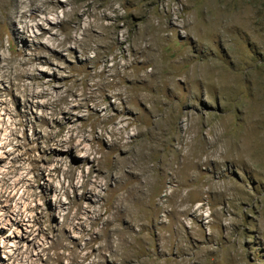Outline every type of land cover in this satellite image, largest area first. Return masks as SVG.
Returning <instances> with one entry per match:
<instances>
[{
	"label": "rangeland",
	"instance_id": "rangeland-1",
	"mask_svg": "<svg viewBox=\"0 0 264 264\" xmlns=\"http://www.w3.org/2000/svg\"><path fill=\"white\" fill-rule=\"evenodd\" d=\"M116 5L117 17L104 21L114 24L111 39L94 29L98 39L90 42L85 55L81 46L52 48L45 38L31 42L39 31L31 23L25 39L20 22H7L0 12V63L14 56L29 58L21 84L47 90L44 97L25 100L7 81L0 83V264H69L66 256L71 252L77 264H120V252L112 254L119 250L105 248L111 234L105 223L114 220L115 205L130 197L138 184L129 170L113 168L123 150L111 147L106 133L97 141L100 129L93 133L92 128L95 113L102 118L105 110L107 128L117 126L120 116L157 117L156 103L142 99L146 92L161 97L165 114L177 115L176 129L167 132L164 114L163 155L186 163L184 172L176 174L162 161L161 178L166 181L159 223L147 215L141 221L144 227L133 224L128 234L142 232L141 242L157 264H264V0H120ZM150 10L155 26L147 36L144 20ZM48 17L60 20L61 8ZM57 25L44 23L64 39V25ZM73 35L82 37L79 31ZM149 46L147 62L143 53ZM96 54L107 67L125 70L124 81L114 77L120 83L108 89L106 100L100 97L96 111L88 102L78 114L74 108L73 120L65 124L67 111L60 113L53 106L66 99L83 103L86 94L98 91L99 78L85 75L93 69ZM148 70L166 75L159 94L141 79ZM132 95L137 100L129 104L125 97ZM63 124L76 130L72 135L77 132L76 140L86 149H97L90 175V183L97 181L96 190L82 201L87 211L78 217L82 177L94 162L93 156L83 162L84 151L51 141L55 135L67 139ZM147 124L146 119L134 122L126 136L132 137L138 126L146 130ZM123 125L126 122L119 123ZM189 158L195 161L193 167ZM71 162L77 168L71 178L64 177ZM190 170L195 174L185 176ZM216 182L222 185H212ZM174 189L176 195L163 197ZM188 190L193 193L184 198ZM153 208L152 202L146 210L150 214ZM94 210L101 213L100 220H95ZM116 223L125 227L124 219ZM129 253L133 257L134 249ZM85 254L88 259L82 260Z\"/></svg>",
	"mask_w": 264,
	"mask_h": 264
},
{
	"label": "bare ground",
	"instance_id": "bare-ground-1",
	"mask_svg": "<svg viewBox=\"0 0 264 264\" xmlns=\"http://www.w3.org/2000/svg\"><path fill=\"white\" fill-rule=\"evenodd\" d=\"M119 1L120 0H65L63 4L59 0H0V12L2 14L3 19L7 20V22H11V21L13 22L15 20L20 22L22 28L21 32L22 35L25 36V39L27 38V31L29 29V24L31 23L30 27L34 26L39 29L38 33H36V35L32 37L31 42L32 41L38 42L40 41V39L45 38L48 42L47 45H49L52 48L61 47L62 49H68L71 45L76 47L81 46L82 48L81 52L82 54L85 55V53L92 47L90 42L96 41L98 39V35L105 39H109V40L111 39V35L114 29V24H109V23L105 24L104 21H107L108 19L111 20V18L113 17L115 18L117 17L118 15L117 12L119 10L116 3ZM67 6L69 8H67ZM60 8L62 13L61 19L58 20V18H55L51 20L48 16L56 15L57 11ZM39 13H41L43 17H40ZM151 13L152 11L150 10V12L147 13L144 20V30L146 31L147 36H150V34L152 33V28L155 26L153 15ZM81 21L85 22L84 26L82 27H81L82 24H80ZM49 22L50 23L54 22L56 27L58 26L57 24L60 25L62 24V26L64 25L63 28H65L64 30H66V35L64 39L59 38L56 32H52L53 30L52 28L44 27V23H49ZM94 29L100 30L98 35L93 34ZM78 31L82 35L81 38H77L76 36L73 35V33H77ZM146 49L149 50L146 53H143L142 51V53L145 56L146 61L149 62L151 57L150 56L151 48L149 46ZM112 56H113V60H116L117 55L112 54ZM14 57H10L8 60L6 59L7 61L3 59L2 61L4 62L6 61L5 64L0 63V83L7 81L12 87L14 86L18 90V92L25 100H27L28 98H32L33 96L34 97L46 96L47 90L45 89H41V91L40 90L34 91V87L29 86V84L28 85L21 84L23 83L21 79L24 76L26 77L28 75L26 71L27 67L25 68V66L29 63L30 60L29 58L24 59L25 57L24 58H14ZM98 58H99L98 54H96L95 57L96 63L93 66V69L87 73L85 72L86 73L85 75L89 77L97 76L99 78L98 82L95 81L97 82V84H95L97 86L95 87H97V90L99 92L92 91L86 94L85 98L83 99V103L78 102L77 104H74L72 100L66 99V100H62L60 103H57L56 105L53 106L55 107V110H58L60 113L67 111L66 112L67 116L64 118L65 124L73 120V118L70 117V115L74 111V108H76L77 111V113L75 114H78V112H80L79 110H81L82 108H87L88 102H92V107L96 111V109L100 107L102 103L100 97L103 99V101L106 100L105 93L108 92V89H111V87L116 83H118L119 81L120 82L124 81L126 75L125 70L121 71L122 68L117 67L114 64L111 66V68H109L106 66L104 60ZM97 68H99V71L96 70ZM134 71L135 70L133 69L131 73H134ZM29 76L31 77V78L28 77L30 79H36L35 77L36 75L34 76L33 74H29ZM116 76L120 78L118 82H116L114 78ZM109 77H112V79H109ZM151 77L155 79H152ZM141 79L142 81L147 82L148 87L149 86L156 87L158 89L157 92L158 94L160 93L161 90L164 89L166 84V75L163 74L162 72L155 74L154 70H148L146 72V75L141 76ZM41 84H42L41 82L38 81L36 82V85L40 86V88L42 86ZM150 94H151L150 92L143 93L142 99H144L145 102H149L150 104L151 102L156 103L155 109H157V111L159 112V115L157 117H150L149 115L146 118L143 115H138L137 118L134 117L131 119V118H126L124 116H123L124 118H122L120 116L116 123L117 126L107 128L106 123L108 121L105 119L107 118L105 117L107 110H105V113H103L102 118L99 117L96 113L95 115L93 114L96 118V124L95 126L92 125L94 126L92 128V132L94 133L96 131V128L100 129V132L96 136V140L97 141L101 140V138L105 136L106 133L110 137L111 147H113L114 149L120 152L121 150H123V152L125 153L122 158L119 157L115 159L113 168L114 169L116 168L117 171L119 172H122L125 169L129 170L130 175H132L135 178L138 184L137 186L131 188L130 197L121 199L119 203L115 205L116 211L114 214L115 215L114 220H109L108 223L107 222L105 223L111 228L110 229L111 234L109 235V238L106 241L105 248L110 249L112 247H116V249L119 250V251L114 250L112 254L114 253L113 255H115L116 253L120 252L121 254L119 261L120 264H157V257L152 252H150V250L145 248L144 244H142L141 242L140 235L142 234V232L141 231L139 233L137 232V234L133 236H130V234L128 233L131 230L133 224H137L138 226L143 228L145 223H141V221L147 215H150L154 219V222L159 223L161 186L163 183L165 184L164 181H166L165 177L161 178L162 161H168L166 170H171L176 174L178 172H184L185 163H186L185 161L178 162L179 160H177L174 156L165 158V156L163 155V140H164L163 134H165L164 133L165 104L163 103L161 97L158 98L156 95L154 94L150 95ZM113 95L119 96L120 94L113 93ZM125 99L127 103L130 104L132 101L137 100V95H132V97L126 96ZM47 105L48 103L43 104V106H47ZM125 112H126L125 114H128L129 112H131V110L128 109ZM61 115L63 116V114ZM140 118L146 119V121L148 120V124L146 125L147 129L144 130L140 128L141 126H138L134 131V133L132 134V137H127L129 126L134 124V122L141 120ZM176 118L177 115L174 113L165 114V120L168 123V129L166 130L167 132L175 128V124L177 123ZM123 122H126V125L119 126V123L121 124ZM65 124L62 125V131L66 129L67 139L59 138L58 135H55L52 136L51 141L61 148L63 147H66L68 149L76 148L79 151H84L85 153L83 156L84 158L83 162H86L90 156H93L92 163L94 162L93 164H91L90 172L87 173V175H85L84 177H82V181L80 185L82 193H80L79 196V203L77 208L78 211H76L77 213H75V217H78V213H82V211L84 212L87 211V208L82 207V201L90 200L91 198L90 194L95 192L96 190L94 186H96L95 183H97V181L94 180L92 181V183H90L91 182L90 175L92 173V168L96 166L97 159H95L94 153H96L97 149L94 148L93 146L86 149L83 146L82 141L76 140V137L78 136L76 134L77 132L74 135H72V132L75 129L71 127H67L65 126ZM177 127H179V125ZM187 130L188 128L185 129V131ZM79 134H81L80 137H82L83 140L86 138L85 134L80 132ZM189 160L193 162L191 166L193 167L195 161L192 160V158H189ZM66 168L67 169L62 174L64 177L71 178V173L74 171L75 168H77V166L76 164H74V162H71V164H68ZM97 168H99L98 165ZM54 170L56 172L60 171V166L56 165ZM98 172L100 173V171ZM187 173L188 174H186L185 176H189V177L195 174L194 171L192 170L188 171ZM53 176L54 175H52V178ZM173 179L174 178L172 177L169 179V181H174ZM218 184L221 183L218 182L212 183V185L214 186H217ZM177 192L178 189H174L171 192H166V195H164L163 197L164 198L173 197L174 195L177 194ZM192 193H193L192 190H188L187 195L184 196V198L189 195H192ZM152 202L155 208L151 209V213L149 214L147 212V210H149L147 209V207L148 204ZM15 207L17 206L15 205ZM95 211L97 212V214H95V220H100L101 213L99 214L97 210H94V213ZM121 212H123V214ZM121 214L122 217L120 216ZM123 219H124L125 227H121L116 223L117 220L119 221ZM113 236H115L116 239H113ZM156 238L158 240V235L156 236ZM138 242L141 244H138ZM130 248L134 249L135 255L133 257L129 253ZM76 257H77L76 254L73 252L69 253L66 256V258L70 260L69 264H77ZM81 259L82 260L88 259V255L87 254L83 255ZM54 260H56V262L60 260V257L57 253ZM94 264H101V263L100 261H98L97 263Z\"/></svg>",
	"mask_w": 264,
	"mask_h": 264
}]
</instances>
